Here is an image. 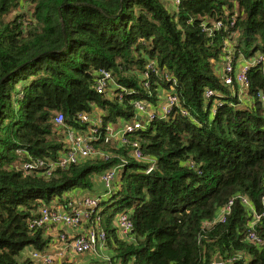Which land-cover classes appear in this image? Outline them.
Here are the masks:
<instances>
[{
	"label": "trees",
	"instance_id": "trees-1",
	"mask_svg": "<svg viewBox=\"0 0 264 264\" xmlns=\"http://www.w3.org/2000/svg\"><path fill=\"white\" fill-rule=\"evenodd\" d=\"M229 49L235 66L240 55L264 62V0H0V264H33L20 252L46 251L51 240L49 230L29 228L39 208L67 202L73 189L102 193L95 178L122 161L98 204L104 251L84 264H213L216 254L264 264V246L248 241L241 201L217 219L234 195L258 210L264 195V63L248 66L247 89L236 79L229 88L221 74ZM102 69L116 95L94 90ZM161 88H171L188 115L176 108L173 118L131 134L145 157L137 161L128 145L106 141L104 128L135 116L134 100L157 106ZM205 89L214 95L205 98ZM80 113L101 116L95 146L114 156L50 178L18 167L57 158L66 132L87 127ZM121 213L133 222L127 237L115 223Z\"/></svg>",
	"mask_w": 264,
	"mask_h": 264
},
{
	"label": "built area",
	"instance_id": "built-area-1",
	"mask_svg": "<svg viewBox=\"0 0 264 264\" xmlns=\"http://www.w3.org/2000/svg\"><path fill=\"white\" fill-rule=\"evenodd\" d=\"M174 3H179V0H172ZM233 21L231 25H233ZM219 25V24H217ZM232 51L229 49L226 52V58L222 63V80L224 85L231 88L233 79H236L241 89H247L249 84L247 80V69L251 63H264L263 57L257 56L253 61L249 63L246 60L240 62L238 66H235L232 62ZM224 65V67H223ZM147 69H153L152 62H148ZM264 71V67H263ZM146 77V75H144ZM97 81L95 83L94 90L99 94L116 93L115 81L108 70H100L97 75ZM149 81L143 82V87L147 88ZM114 87V88H113ZM115 89V91H114ZM205 98H210L214 93L209 89H205ZM178 109L183 115H188V111L181 108L178 104V98L176 93L172 90L164 99L160 100L154 108L145 99L134 100L133 109L135 116L121 122L120 124H107L104 128L105 139L110 141L117 148L128 145L130 147V155L137 161L144 160L142 150L138 141L131 140L129 137L134 132L143 129L147 124L156 119H170L173 118L174 109ZM54 121L57 125H63L62 114H56ZM139 117V119H137ZM82 123H86L85 129H70L66 132L63 143V151L55 159L34 158L31 161H25L21 165H17L24 173H35L39 176L50 178L54 172L58 169H68L72 164H76L82 160L98 157L104 161L114 156L110 152H104L95 146V142L100 140V129L102 128V118L100 115L94 113H80L78 116ZM123 162V163H122ZM119 164H114L103 170L99 176L104 191L100 194L87 195L86 193H80L79 189H73L71 192L66 193L70 198L65 201L53 200L49 205H42L36 212V216L32 219L28 225L31 230L36 228H45L54 224L64 225L70 230H75L74 233L65 234L58 232V235H51L50 245L59 243L61 247H58L55 252L49 253L46 251H32L30 253V259L33 264H55L59 260L68 259L66 250L69 247L70 250L76 255L93 256L98 258L101 252L104 251L105 245V231L101 227L99 221V201L101 196H107L113 188L114 182L119 177L120 173L124 169V161ZM151 164L148 171L153 170ZM241 201V204L247 210L248 226H247V238L248 241L257 247L264 246V227H262V220L264 219V195L261 197V205L259 210L255 207L254 203L248 199L245 195H234L220 210L217 219L221 222L225 221V218L231 213L232 206L235 200ZM63 202H65L63 204ZM228 214V215H227ZM227 215V216H226ZM215 219V221H217ZM93 220V221H92ZM117 229L119 230L120 237H127L133 230V222L130 220L128 213L118 214L115 218ZM56 239V240H55ZM229 258V259H228ZM223 259L222 263L225 264H239V260L243 259L242 256L237 255L234 257H228ZM109 261L108 258H104ZM247 260V259H246ZM75 263V260L70 261ZM82 262L80 264H84ZM214 264V262H213Z\"/></svg>",
	"mask_w": 264,
	"mask_h": 264
},
{
	"label": "rangeland",
	"instance_id": "rangeland-1",
	"mask_svg": "<svg viewBox=\"0 0 264 264\" xmlns=\"http://www.w3.org/2000/svg\"><path fill=\"white\" fill-rule=\"evenodd\" d=\"M176 4V3H175ZM25 10H26V13H27V10L29 11L30 10V8H28L27 6H25ZM10 18H12V15L11 16H9ZM256 58V56L254 55L253 57H245L244 56V59L249 63L250 61H253L255 58ZM239 60H238V62H241V61H243V55H240L239 57ZM237 58V59H238ZM251 58V59H250ZM221 67H222V64H221ZM223 67H224V65H223ZM218 68H220V66L218 67ZM218 70V69H217ZM114 88V87H113ZM162 90V89H161ZM169 92H171V88H169V90L168 91H166V90H164L162 93H164L165 94V96L169 93ZM164 96V97H165ZM98 185V184H97ZM100 185V186H99ZM98 185V187H99V190H101L102 189V187H101V184H99ZM101 188V189H100ZM90 192H92V191H90ZM57 226L58 225H56V224H54V225H52V226H47V227H45V230H49V233L50 234H52L53 236L54 235H58V232H60V233H65V234H70V232H67V228L68 227H66V226H64V225H59V228H57ZM69 229V228H68ZM27 251L26 250H23V251H21L20 252V254H19V258H26V257H28L27 256ZM78 258V260H82V261H84V262H86V263H88V262H90L91 260H93V258H95V257H93V256H87V255H81V256H78L77 257ZM96 259V258H95ZM73 264H76V263H73Z\"/></svg>",
	"mask_w": 264,
	"mask_h": 264
},
{
	"label": "crops",
	"instance_id": "crops-1",
	"mask_svg": "<svg viewBox=\"0 0 264 264\" xmlns=\"http://www.w3.org/2000/svg\"><path fill=\"white\" fill-rule=\"evenodd\" d=\"M162 89V88H161ZM160 89V92H159V94L161 93V96H160V98H159V101L160 100H162V99H164V96H165V94L164 93H162L163 91H164V89H162L161 90ZM158 101V102H159ZM96 180H99V177L98 178H95ZM97 182V181H96ZM80 193H85L83 190H80ZM67 232H70L71 234L72 233H74L75 232V230H70V229H68L67 228ZM52 235V234H51ZM55 237V235L53 236V238ZM51 240H53V239H51ZM56 240V239H55ZM58 247H61V245L59 244V243H55L54 245H49V247H48V249H47V251L49 252V253H52V252H55V250L58 248ZM24 250H26L28 253H27V256L29 257L30 256V253L33 251L32 249H30V248H26V249H24ZM66 255H67V257H68V259L70 260V261H73V260H75V263L76 264H80V263H82V262H84V261H82V260H78V258L77 257H75L76 255L70 250V248L68 247L67 248V250H66ZM86 263V262H85Z\"/></svg>",
	"mask_w": 264,
	"mask_h": 264
},
{
	"label": "water",
	"instance_id": "water-1",
	"mask_svg": "<svg viewBox=\"0 0 264 264\" xmlns=\"http://www.w3.org/2000/svg\"><path fill=\"white\" fill-rule=\"evenodd\" d=\"M137 119H139V117H137ZM153 172H154V169L151 170L150 173H153ZM222 261H223V257H221L220 254H216V255L214 256V264H221Z\"/></svg>",
	"mask_w": 264,
	"mask_h": 264
}]
</instances>
